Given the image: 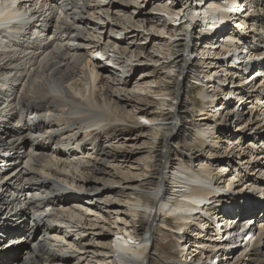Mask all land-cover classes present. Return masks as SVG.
<instances>
[{
	"label": "bare ground",
	"instance_id": "1",
	"mask_svg": "<svg viewBox=\"0 0 264 264\" xmlns=\"http://www.w3.org/2000/svg\"><path fill=\"white\" fill-rule=\"evenodd\" d=\"M100 1L106 0H0V264H89L91 258L103 264H199L200 258H186L202 257L203 250L208 264L221 255L222 264H264V226L242 235L220 233L237 216L243 227L251 225L257 204L252 197H225L219 186L264 188V0L158 1L170 17L178 16V24L165 30V61L159 63L168 81L151 92L165 97L156 106L166 112H159L162 124L150 129L153 143L142 174L136 180L121 175L120 181L137 185L116 182L129 194L106 192L104 177L118 157L116 144L131 131L123 127H140L137 119L147 121L150 114L125 110L128 66L121 67L137 57L131 47L144 49L136 46L137 37L157 41L138 32L142 23L155 29L143 10L153 0ZM95 10L120 20L118 29L126 34L112 37L113 23L101 28L89 21ZM107 48H116L118 58ZM198 61L206 81L194 75ZM246 70L256 78L248 81ZM190 84L199 86L200 103L188 99ZM217 99L221 107L213 105ZM232 99L238 107L224 108ZM230 115L239 118L236 131L242 132L232 140L230 125L209 121L224 123ZM244 154L255 160L245 164L250 173L239 175ZM116 193L127 198L111 201ZM95 201L124 207L132 231L114 222L108 245L102 243L105 217L98 216L102 208ZM217 218L206 237L203 229ZM158 233L163 239L156 247ZM172 238L176 244L167 252L165 240Z\"/></svg>",
	"mask_w": 264,
	"mask_h": 264
},
{
	"label": "rangeland",
	"instance_id": "2",
	"mask_svg": "<svg viewBox=\"0 0 264 264\" xmlns=\"http://www.w3.org/2000/svg\"><path fill=\"white\" fill-rule=\"evenodd\" d=\"M107 1V0H106ZM106 1L102 2L100 1L99 4H104ZM109 1V0H108ZM107 1V2H108ZM118 3L123 2V0H116ZM159 0H153V2L151 4H146L143 7V10L145 12V17H153V26L155 27L154 31L153 29H149L147 31L146 26L142 23L138 25V32H141L142 34H144L145 36L149 35L150 33H152L157 39L156 43H148L146 44V42L144 40H139V38L137 37L134 42L136 44L137 47H143L144 49L140 50V48H130L129 50L134 51L135 53L133 54H137V57L135 59H132V61L127 62L126 64L123 65L122 70L127 69L125 71H128L127 76H125V78H128V83L127 85L124 87V92L121 93V98L125 99L129 102V108L127 107L125 110H128L130 112L135 111V108H145L150 114L148 115V120H142V119H137V125H141L143 127H136L135 125H126L123 127L127 128L128 130H131L130 133L126 134V136H123L122 140H120L116 145H117V154L118 157L117 159L114 161V163H110L112 165V168H108V171L110 172V175L105 176L104 177V182L109 184V188L105 187V183L103 182V187L106 188V192L109 189H112L113 191L116 192H124L129 194L130 190L129 189H125L123 187V185L121 184H130V186H136L137 182L136 181H120V179H123L124 177L121 176L122 173H126L128 172V174L130 175L131 178H134L136 180V175L135 174H142L141 172L143 171V169L145 168L143 166V163L145 162V157L148 155V153L151 151L150 147L151 144L153 143V140L151 138V130L153 129L154 126H156L157 124H162V122H159L158 119H160L158 117L159 112H166V108L164 107H158L156 106L157 102L163 100L165 97L164 96H160L158 93H151V92H156L158 90V88H161L163 86L164 83H166L167 77L165 74V70H163L161 68V62L165 61L162 60L161 58L163 57L164 52V41L166 39H168V35L165 34V30L170 28V25L172 24H178V16H171L164 11L163 5L164 4H159L158 3ZM163 1H175L177 3H181V0H163ZM102 2V3H101ZM97 4V2H96ZM104 11H96L93 15L92 19H89V21L96 23L95 25L97 26H106L104 24H107L105 22H108V24H112L114 26V29L110 32L112 37H118L120 35H123L125 32H127L126 30L121 31L120 28L118 29V25L117 22L118 19H113V20H109L110 16H109V12L107 11V17L104 16ZM147 13V14H146ZM106 17V18H105ZM175 20V21H171V20ZM103 22V23H102ZM102 23V24H101ZM165 23V24H164ZM155 24V25H154ZM163 24L165 26H163ZM117 27V28H116ZM150 32V33H149ZM149 33V34H148ZM126 34V33H125ZM104 37H101L99 39V43L102 44L104 43ZM157 44L159 46H157ZM157 46V47H155ZM114 47H118V46H114ZM116 48H114L115 50ZM262 51H264V48H261ZM108 50V56H111V58L114 57V59H117L118 56H115L113 54V49L111 48H107ZM111 51V52H110ZM264 53V52H263ZM151 54H153L154 56H151ZM158 59L157 62H155V60ZM135 61V62H134ZM260 61L264 62V58ZM257 62V61H255ZM159 64V65H158ZM112 68H115L118 71H121V69L113 66V65H109ZM203 65L200 64V61L197 62V67H196V72H195V77L196 79H201L203 72L205 69H203ZM161 70L159 71L158 69ZM249 71H245V73H247L246 75L249 77H247L246 79L249 81L254 80V78H256L255 75H250L248 74ZM120 75V74H119ZM252 77V80H251ZM202 80L206 81L207 77H203ZM115 84V83H114ZM193 84V83H192ZM192 87H194L192 89ZM197 88L199 89V86L196 85H188L185 88V91L188 89L187 91V96L188 99L190 100V102H198L200 103V99L198 97V92H197ZM248 92V91H247ZM158 94V95H156ZM132 95H137V99H134ZM220 100L217 99L216 102H214V106H218V102ZM224 102V101H223ZM229 102V104L225 105V103L223 104L224 108L230 107L229 109H233L232 105L235 103L234 99L227 101ZM231 102V103H230ZM240 103V102H239ZM222 106V104H221ZM220 105L218 107H221ZM262 107L264 106V103L261 105ZM238 106L236 105L235 108H237ZM261 107V108H262ZM264 108V107H263ZM207 110H211V108H207ZM240 110V108L238 109ZM237 109L234 110L235 113L239 114V111ZM223 112V110H222ZM258 113H261L258 111ZM210 115H212V112L209 113ZM197 115H195L193 117V119L197 118ZM230 120L225 121L224 123H226V125H223L224 123H220V120H217V117H215L214 119L209 120L210 122L215 121L217 122V124L219 125V127L222 126H226L225 128H228L229 125V130L232 131V135L228 138V139H234V137L236 136H241L242 132H237L236 128L238 127V122H239V118H234L232 115L229 116ZM220 123V124H219ZM14 129H19L18 125H13ZM23 135H26V132H22ZM110 135V133H109ZM207 143H209L207 141ZM222 143H220L221 145ZM224 146V145H223ZM248 145L246 146V150H247ZM228 150V149H227ZM109 153H114L113 151V147L111 146L108 149ZM222 152V150H220ZM251 151V150H250ZM258 153V152H251V155ZM250 155V156H251ZM231 157V156H229ZM240 157V156H239ZM250 157L247 156V154H244L243 156L241 155V164H240V168H239V175H241L243 172L244 174H248L250 173V171L248 170V166H245V164L247 162L250 161H254L255 158H252L251 160H249ZM234 158L232 157L231 160H233ZM237 161V160H236ZM232 163V161L229 160V163ZM245 162V163H243ZM109 164V166H110ZM251 165H253V163H251ZM117 166V167H116ZM256 166V165H255ZM246 167V168H245ZM229 169V168H228ZM228 171V170H227ZM234 180V179H232ZM231 180V181H232ZM116 182H120L121 184H117ZM221 183V182H220ZM221 185L220 188H222V190H224V193L227 195L225 197H232V199H243L246 200V197H250V196H257V194H262L264 188H262L261 191H256L254 188L253 189H248L246 188L245 185H238V183L233 182L231 187H227L226 183H221L219 184V186ZM102 186V183H101ZM229 189V190H228ZM255 190V191H254ZM113 199H110L111 201H114L115 199L118 200H125V198L122 195L118 196V193H116ZM121 196V197H120ZM223 196V195H221ZM91 198V196H89ZM94 199V198H93ZM231 199V200H232ZM94 204H97L99 206H101L102 211L98 212V216L99 217H105V219L103 218V231H107V232H103L104 235L103 236V240L102 243H106L108 245V240L111 236V232L114 231L116 229L115 225H113V223L115 222L116 226H118L119 228L121 227H125L126 231L131 230V224L129 223V218L126 217V213L124 212V207H122L119 204H113L111 202H107V201H102V202H94ZM1 212V210H0ZM172 217H170L171 219ZM211 218V217H210ZM122 219V220H120ZM212 222L214 224L211 225L210 229H203V233L204 235H207L206 237H208L209 232H211V230H213V227H215L216 223L220 222V220H213L211 219ZM216 222V223H215ZM100 227V224H99ZM108 227L110 228L111 231H109L108 233ZM5 229V228H3ZM2 230V229H1ZM5 231V230H4ZM132 231V230H131ZM130 231V232H131ZM215 232V231H214ZM123 234V232H122ZM171 234V230L167 232V237L170 236ZM126 235V234H124ZM190 235V234H188ZM156 240H155V246L157 247V245L162 241V237L158 234H156ZM189 238H193L194 237H189ZM170 239V238H168ZM165 240L167 242V245L165 247V250L167 252H171V248L173 245L176 244V241L172 238L171 240L168 241ZM196 241L199 242H203L204 239L202 238H195ZM187 247V245H186ZM108 248V247H106ZM192 249H196L194 251H198L199 249L192 247ZM108 249H103V251H107ZM187 252V251H185ZM203 253H205L202 257L200 256V254L194 255L196 253H194L193 255L187 256V262H193L194 260L200 258L199 264H208L210 263V259H206L207 257V251L203 250ZM110 254V253H109ZM191 254V253H190ZM104 258H107L109 255L107 253H105ZM224 256L221 255L219 257H217L216 261L214 262V264H222L221 260ZM87 259V258H86ZM221 260V261H220ZM89 264H103L102 262H97L96 260L92 259L89 261Z\"/></svg>",
	"mask_w": 264,
	"mask_h": 264
}]
</instances>
